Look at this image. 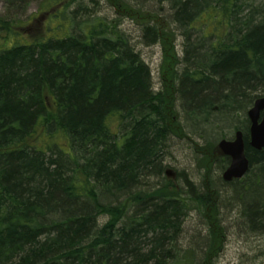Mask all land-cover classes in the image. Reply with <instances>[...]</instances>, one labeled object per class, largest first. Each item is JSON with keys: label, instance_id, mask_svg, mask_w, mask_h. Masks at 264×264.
I'll list each match as a JSON object with an SVG mask.
<instances>
[{"label": "trees", "instance_id": "16d2710c", "mask_svg": "<svg viewBox=\"0 0 264 264\" xmlns=\"http://www.w3.org/2000/svg\"><path fill=\"white\" fill-rule=\"evenodd\" d=\"M77 1H49L42 28L0 17V264H170L195 200L139 186L163 171L168 138L186 134L178 96L192 118L221 114L235 122L264 96V10L237 0H173L177 25L204 27L200 41L188 39L183 70L175 73L176 35L166 41L156 16L113 0L119 12L142 21L148 45L167 44L169 84L155 91L149 65L117 23L97 15L78 20L70 9ZM245 138L257 174L249 190L238 187L244 215L259 230L264 151L250 149ZM196 198L207 209L210 189ZM214 210L205 264H213L226 238Z\"/></svg>", "mask_w": 264, "mask_h": 264}, {"label": "rangeland", "instance_id": "374dc122", "mask_svg": "<svg viewBox=\"0 0 264 264\" xmlns=\"http://www.w3.org/2000/svg\"><path fill=\"white\" fill-rule=\"evenodd\" d=\"M51 0H0V17L12 22H23L25 26L45 27L46 19H41L45 6ZM113 0H78L70 7L75 11L78 20L85 19L87 15L100 16L108 22H115L118 29L128 39L134 50L141 55L144 62L151 69L153 88L160 91L169 84V77L164 67L165 50L167 44L157 42L148 45V38L144 33V24L141 20H136L132 16L119 12L120 8L112 5ZM139 15L152 14L158 22H163L166 26V41L172 39V33L176 35L175 47L178 60L174 59L176 70L181 73L183 61L186 56V44L200 41L202 28L192 29L181 27L175 23L174 11L172 10L173 0H119ZM117 2V1H116ZM215 2L212 0V3ZM242 6L249 3L251 10L256 13L264 10V0H237ZM126 8V7H125ZM250 9L245 8L247 15ZM211 12L207 10L200 16V20L206 22L210 19ZM144 21L149 17H143ZM161 20V21H159ZM150 22L148 25L155 23ZM40 23V24H39ZM44 23V24H43ZM50 27L49 22L47 23ZM40 25V26H39ZM55 26V22H53ZM77 29H74V32ZM35 32L37 35L38 31ZM56 34V33H55ZM208 41V39H205ZM211 45L213 39H211ZM180 62V63H179ZM254 103V102H253ZM241 111L236 117V122L221 114H214L210 118H192L183 106V102L178 96L175 111L179 112V122L184 128L185 135L178 136L172 134L166 145V151L162 157L163 171L158 175H153L144 179L139 188L142 190H152L166 187L169 190L175 189L184 198L192 197L197 201L199 192L209 188L212 194L211 205L207 209L198 207L195 201L191 202L187 215L183 220L182 231L177 240V252L170 261L176 264H205L208 260L207 254L212 249L209 245V234L211 226L209 217L219 209L220 225L226 235L223 249L213 260V264H264V228L259 230L251 227L244 215V201L246 196L243 189H239L245 183L246 189L252 187L251 177L256 173V168L249 173V178L240 184L232 185L226 183L222 174L228 163H225L212 154L209 148H213L224 138L235 135L236 129H231L232 125L246 129V118L249 109ZM236 123V124H235ZM208 150V151H207ZM207 151V152H205ZM205 154L209 161L205 164ZM167 170H172L174 175L169 178ZM248 192V191H247ZM239 199H238V197ZM217 197V198H215ZM217 206V207H216ZM106 218L100 220L104 223ZM219 223V221L217 222Z\"/></svg>", "mask_w": 264, "mask_h": 264}, {"label": "water", "instance_id": "95a60500", "mask_svg": "<svg viewBox=\"0 0 264 264\" xmlns=\"http://www.w3.org/2000/svg\"><path fill=\"white\" fill-rule=\"evenodd\" d=\"M264 111V97L258 98L253 107L248 111L251 120V145L257 149L264 147V114L261 118V112ZM213 152L222 156H230L231 164L223 173V179L230 182L234 179H240L245 176L249 170L250 160L245 152V143L242 131H238L234 140L222 139ZM166 175L171 178L174 173L167 170Z\"/></svg>", "mask_w": 264, "mask_h": 264}, {"label": "flooded vegetation", "instance_id": "af4514ba", "mask_svg": "<svg viewBox=\"0 0 264 264\" xmlns=\"http://www.w3.org/2000/svg\"><path fill=\"white\" fill-rule=\"evenodd\" d=\"M262 115H263V112H262V114H261V118H262ZM239 130H241L242 132H243V134H244V141H245V146L247 147V145H246V138H245V134H248V146L250 147V149H256L255 147H253L252 145H251V138H250V130H251V120L248 118V116H247V118H246V129L244 130L243 128H241V127H239V129H237L235 132H238ZM247 132V133H246ZM229 139H234V136H231ZM256 150H258V149H256ZM258 151H261V152H263L264 151V149H262V150H258ZM228 160H229V164L231 163V158L230 157H226ZM217 160V159H216ZM251 171H253V169L252 168H250V170H249V172L246 174V176L243 178V179H240V180H233L232 182H230V183H236L237 181L238 182H242V181H246L249 177V173L251 172Z\"/></svg>", "mask_w": 264, "mask_h": 264}]
</instances>
